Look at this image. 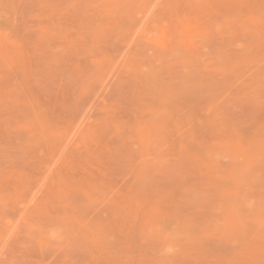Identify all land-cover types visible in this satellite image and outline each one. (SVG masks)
<instances>
[{
  "label": "rangeland",
  "instance_id": "rangeland-1",
  "mask_svg": "<svg viewBox=\"0 0 264 264\" xmlns=\"http://www.w3.org/2000/svg\"><path fill=\"white\" fill-rule=\"evenodd\" d=\"M0 264H264V0H0Z\"/></svg>",
  "mask_w": 264,
  "mask_h": 264
}]
</instances>
